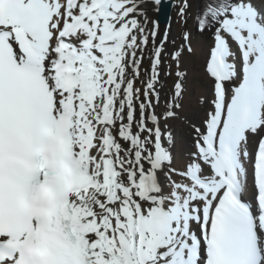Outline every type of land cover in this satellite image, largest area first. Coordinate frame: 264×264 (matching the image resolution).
I'll return each instance as SVG.
<instances>
[{
  "label": "snow or ice",
  "instance_id": "6c2138e0",
  "mask_svg": "<svg viewBox=\"0 0 264 264\" xmlns=\"http://www.w3.org/2000/svg\"><path fill=\"white\" fill-rule=\"evenodd\" d=\"M163 3L0 0V264H264V0Z\"/></svg>",
  "mask_w": 264,
  "mask_h": 264
},
{
  "label": "water",
  "instance_id": "95a60500",
  "mask_svg": "<svg viewBox=\"0 0 264 264\" xmlns=\"http://www.w3.org/2000/svg\"><path fill=\"white\" fill-rule=\"evenodd\" d=\"M176 0H164L160 10L157 12V20L162 27L171 25L174 19Z\"/></svg>",
  "mask_w": 264,
  "mask_h": 264
},
{
  "label": "bare ground",
  "instance_id": "6f19581e",
  "mask_svg": "<svg viewBox=\"0 0 264 264\" xmlns=\"http://www.w3.org/2000/svg\"><path fill=\"white\" fill-rule=\"evenodd\" d=\"M147 11H148L149 16L153 20H155L156 16H157V11H155L151 6L147 9ZM174 17H175V15H174ZM174 20H175V18L173 19V21L171 23L170 32L175 34L177 32L179 33V29L177 28L176 24H174ZM165 28H167V27H162L161 26V33L164 32ZM185 115L188 116L191 119H194V120H198L199 119L198 110L195 108L194 105L186 111ZM177 125L180 126L179 124H177ZM177 131L181 132V131L178 130V128H177Z\"/></svg>",
  "mask_w": 264,
  "mask_h": 264
},
{
  "label": "rangeland",
  "instance_id": "374dc122",
  "mask_svg": "<svg viewBox=\"0 0 264 264\" xmlns=\"http://www.w3.org/2000/svg\"><path fill=\"white\" fill-rule=\"evenodd\" d=\"M179 2H180V0H177L176 1V5H175V20H174V24H176V26H177V28L179 29V33L177 32V33H169V44H168V47L169 48H172V47H174L175 46V44H178L179 43V36H180V32L182 31V28H181V24H180V18H179V16H178V8H177V6L179 5ZM155 20H157V16H156V19ZM188 27H192V25H191V23H189V25H188ZM193 71H194V66H193ZM176 128H178V130L179 131H183L182 130V128H181V126H178V125H176Z\"/></svg>",
  "mask_w": 264,
  "mask_h": 264
}]
</instances>
